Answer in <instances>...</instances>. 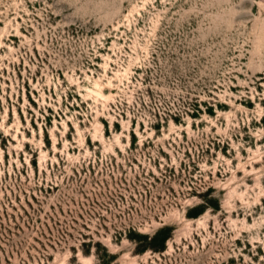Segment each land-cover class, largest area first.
I'll list each match as a JSON object with an SVG mask.
<instances>
[{"label": "rangeland", "instance_id": "obj_1", "mask_svg": "<svg viewBox=\"0 0 264 264\" xmlns=\"http://www.w3.org/2000/svg\"><path fill=\"white\" fill-rule=\"evenodd\" d=\"M0 264H264V0H0Z\"/></svg>", "mask_w": 264, "mask_h": 264}, {"label": "trees", "instance_id": "obj_2", "mask_svg": "<svg viewBox=\"0 0 264 264\" xmlns=\"http://www.w3.org/2000/svg\"><path fill=\"white\" fill-rule=\"evenodd\" d=\"M163 237H164V234L161 235V238H163Z\"/></svg>", "mask_w": 264, "mask_h": 264}]
</instances>
